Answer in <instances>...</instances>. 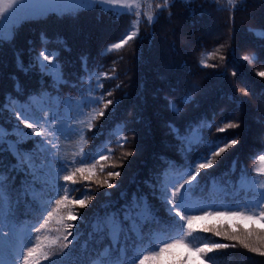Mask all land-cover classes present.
Listing matches in <instances>:
<instances>
[{
	"label": "snow or ice",
	"instance_id": "obj_1",
	"mask_svg": "<svg viewBox=\"0 0 264 264\" xmlns=\"http://www.w3.org/2000/svg\"><path fill=\"white\" fill-rule=\"evenodd\" d=\"M215 5L228 13V34L201 52L194 71L179 72L160 53L191 49L185 29L203 7L188 3L192 22L157 41L156 25L165 14L171 22L177 0H0V264H264V69L248 82L233 67L229 80L247 0ZM106 17L129 24L118 39L97 42ZM37 25L39 45L22 41ZM248 30L264 37V17ZM146 38L160 84L151 106L140 96L125 107L133 69L122 78L118 65L129 53L142 68ZM262 57L264 44L241 59ZM213 129L220 135L209 139ZM146 139L148 159L129 176ZM251 148L259 151L249 169L243 150Z\"/></svg>",
	"mask_w": 264,
	"mask_h": 264
},
{
	"label": "trees",
	"instance_id": "obj_2",
	"mask_svg": "<svg viewBox=\"0 0 264 264\" xmlns=\"http://www.w3.org/2000/svg\"><path fill=\"white\" fill-rule=\"evenodd\" d=\"M188 3H191L193 8H196L198 11L203 7V11L205 15L203 17L197 16L196 21L200 20V26L195 28H186L185 31L190 35L193 43L192 47L189 50H182L181 46L178 45L177 52L173 55L168 52H161V55L172 56L175 60V68L179 72H189L194 71L196 66V61L198 60L201 52L211 53L217 47V38L221 35L226 36L228 34V13L221 12L216 9L215 0H196L186 2L185 0H177V6L173 9L174 16L169 22L166 18L167 14L162 17L159 23L156 25L155 31L157 34V41H159L161 35L170 31L171 28H176L180 30L185 25L190 24L192 21L186 14V8ZM250 14L249 18L245 17V14ZM216 13L214 17L213 14ZM225 17V20L222 17ZM264 17V0H247V7L245 11H240L237 13L236 27L238 29L237 39L234 44V54L229 60V80H232L230 73L233 67L239 73V79L241 81L247 80L248 82L257 81L259 82V78L255 76V72L258 70L264 69V57L255 62L254 64H249L241 59L243 55V50L248 48L251 49L254 47L255 50H259L261 45L264 44V37H260L255 35L253 31H249V26H254L256 30L259 29L261 18ZM209 19L211 23L209 25H203L202 21ZM218 19L222 21V25L220 27H216ZM94 22V21H92ZM129 24V18H114V17H106L103 24V33L100 37L94 38L95 40L103 39L104 41H114L118 39L124 32L125 28H127ZM225 25V29L223 26ZM44 30L43 26H29L25 28L21 33V40L27 41L29 39L33 40L37 45L40 43V33ZM145 34L150 29H142ZM47 35L54 36L56 33L53 31L51 27L47 29ZM69 43H74V38L71 34L68 35ZM151 47L150 41L146 38L142 42V48L146 57L145 63L142 68L139 70L136 69L135 63L130 61V54L125 53V61L118 65V71L123 78V73L126 68H132L133 71L129 73L131 79L129 81L130 87L124 89L129 95L124 100V106L129 107L133 104H136L139 100L140 96H143L145 100H147L149 106L152 104L153 95L156 93L157 88L159 87V65L149 59V49ZM75 56V53H73ZM209 63H219L217 60H209ZM211 69H204L203 73H211ZM203 73L201 74V78L203 77ZM32 79L31 75H23L21 74V81L27 82ZM207 83L210 86H216L218 82L214 78H210ZM61 94L64 96L73 95L75 93L72 92L67 87H62ZM120 95V93H117ZM226 102V101H224ZM247 119V123L249 125L248 128L245 129V135L247 137L249 144L255 143V132L256 126L251 119ZM219 122V121H217ZM209 139L214 138L216 135H220L215 133V130L211 133H205ZM227 136L229 134H223ZM145 152L144 154L137 158V160L133 163L132 167L129 169V176L138 168L142 166L143 161L148 159L149 150H150V141L148 139L145 140ZM244 162L247 167L251 169L255 163L252 159V156L255 152L259 151L258 148H251L243 150ZM241 158L240 153H233L228 156L226 154V158L223 160L221 164L220 171H227L231 168L232 163ZM260 258L256 257L254 259H250L246 261L245 264H259Z\"/></svg>",
	"mask_w": 264,
	"mask_h": 264
},
{
	"label": "rangeland",
	"instance_id": "obj_3",
	"mask_svg": "<svg viewBox=\"0 0 264 264\" xmlns=\"http://www.w3.org/2000/svg\"><path fill=\"white\" fill-rule=\"evenodd\" d=\"M185 1L186 2H190V1L193 2V1H196V0H185ZM249 15L250 14H247V12H246L245 17L246 18H249ZM213 16L215 17L216 16V13H214ZM199 19H200V17H199ZM222 19L225 20V17L223 16ZM210 23H211V21L209 19H206L205 21H202V24L203 25H206V26L209 25ZM222 24H223L222 21L218 19V22L216 24V27H220ZM198 26H200V20L199 21H196L195 27H198ZM223 29H225V25L223 26Z\"/></svg>",
	"mask_w": 264,
	"mask_h": 264
}]
</instances>
